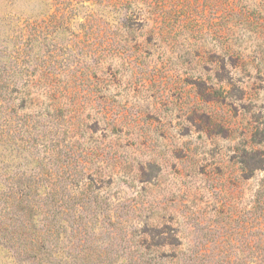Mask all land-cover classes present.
Listing matches in <instances>:
<instances>
[{
    "label": "rangeland",
    "instance_id": "374dc122",
    "mask_svg": "<svg viewBox=\"0 0 264 264\" xmlns=\"http://www.w3.org/2000/svg\"><path fill=\"white\" fill-rule=\"evenodd\" d=\"M0 264H264V0H0Z\"/></svg>",
    "mask_w": 264,
    "mask_h": 264
}]
</instances>
